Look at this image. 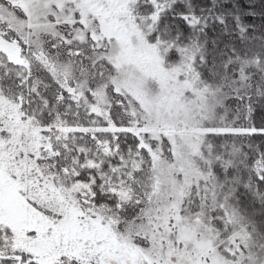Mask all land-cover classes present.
<instances>
[{
  "label": "snow or ice",
  "instance_id": "obj_1",
  "mask_svg": "<svg viewBox=\"0 0 264 264\" xmlns=\"http://www.w3.org/2000/svg\"><path fill=\"white\" fill-rule=\"evenodd\" d=\"M0 264H264V0H0Z\"/></svg>",
  "mask_w": 264,
  "mask_h": 264
}]
</instances>
